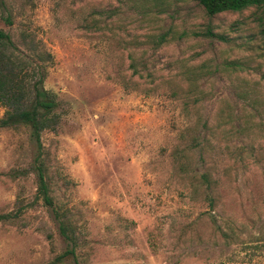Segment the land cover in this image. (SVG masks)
Instances as JSON below:
<instances>
[{
  "label": "rangeland",
  "instance_id": "1",
  "mask_svg": "<svg viewBox=\"0 0 264 264\" xmlns=\"http://www.w3.org/2000/svg\"><path fill=\"white\" fill-rule=\"evenodd\" d=\"M1 1L0 29L42 71L55 124L38 144L0 128V214L17 213L0 222V264H74L54 260L65 242L35 197L37 157L78 264H264V8Z\"/></svg>",
  "mask_w": 264,
  "mask_h": 264
},
{
  "label": "trees",
  "instance_id": "2",
  "mask_svg": "<svg viewBox=\"0 0 264 264\" xmlns=\"http://www.w3.org/2000/svg\"><path fill=\"white\" fill-rule=\"evenodd\" d=\"M196 2L203 8L207 16L223 11H240L249 6L264 8V0H196ZM0 7H4L1 0ZM3 20L7 25L11 24L9 14H5ZM204 32L207 36L213 35L209 28H206ZM38 51L39 53H35L33 50L30 56L38 58L39 61L50 60L48 53ZM134 70L132 67V72ZM31 75L37 76V78L29 86V90L25 87L24 82L26 83ZM42 79L43 73L40 69L37 70V64L31 63L26 56L20 55L13 45L10 35L0 29V105L4 108V114L0 118V128L26 126L29 135L36 144H38L39 133L42 130H53L55 124V114L53 113L55 102L47 90L43 89ZM185 80L187 81L186 89L190 90L196 86L194 73L189 74ZM219 112L222 113V111ZM34 162L35 197L49 208L56 222L58 234L65 242L64 250L55 256L54 260L60 262L62 259H72L74 264H78L75 257L77 232L72 217L68 210L53 204L47 170L38 157ZM195 180L209 191H212L215 186V181L206 172L199 174ZM211 198H208L209 206H211ZM15 217H17V213L0 214V222H8Z\"/></svg>",
  "mask_w": 264,
  "mask_h": 264
}]
</instances>
